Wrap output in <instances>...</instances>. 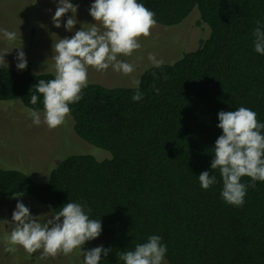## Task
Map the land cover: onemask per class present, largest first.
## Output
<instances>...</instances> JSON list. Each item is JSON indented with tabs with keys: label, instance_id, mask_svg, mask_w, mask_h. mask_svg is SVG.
Masks as SVG:
<instances>
[{
	"label": "trees",
	"instance_id": "trees-1",
	"mask_svg": "<svg viewBox=\"0 0 264 264\" xmlns=\"http://www.w3.org/2000/svg\"><path fill=\"white\" fill-rule=\"evenodd\" d=\"M138 2L163 26L181 23L197 7L209 35L173 62L145 68L141 101L130 86L90 82L70 105L77 134L110 158L69 155L43 181L0 166V196L22 192L52 211L69 201L87 205L90 218L102 222V245L112 249L101 264H123L118 253L150 235L167 245L169 264H264V182L249 186L236 207L222 198V177L211 169L221 110L247 107L264 123V55L254 51L252 35L257 20L264 24V0ZM53 78L29 66L0 67V101L43 110L36 84ZM204 171L218 181L208 190L198 179ZM242 182L252 184L249 177Z\"/></svg>",
	"mask_w": 264,
	"mask_h": 264
},
{
	"label": "clouds",
	"instance_id": "clouds-1",
	"mask_svg": "<svg viewBox=\"0 0 264 264\" xmlns=\"http://www.w3.org/2000/svg\"><path fill=\"white\" fill-rule=\"evenodd\" d=\"M52 2L57 4L52 16L54 26L60 28L62 18L70 12L72 15L63 26L72 32L79 23V5L70 0ZM89 13L95 23H85L89 26L84 27L83 24L73 36L59 38L52 44L54 78L41 79L36 84V92L43 96V113L33 108L26 110L36 126L43 123L51 130L66 123L71 115L70 105L81 101L83 90L91 82L90 68L101 73L111 69L129 77L130 87L135 89L132 99L137 102L143 99L141 80L134 75L137 66L124 58L141 49V37L152 35V29L158 23L156 13L138 0H94ZM252 35L254 51L264 55V24L260 20L256 21ZM18 38L16 32L0 27V39L8 44H13ZM17 48L20 51L15 57L16 68L26 70V53L23 47ZM12 50L0 48V67L9 66L5 56ZM147 58L154 68L165 64L155 53H149ZM155 91L159 93V89ZM38 99V95H31V104L36 105ZM218 119L217 126L223 134L215 142L211 169L220 172L224 201L242 207L248 187H255L257 181L264 182V123H260L257 113L247 107H239L235 111L221 110ZM243 177L251 178L252 184L243 183ZM198 179L204 190L218 183L217 177L209 171L202 172ZM23 195L22 192L13 195L18 202L9 221L10 233L4 238L5 252L15 253L17 246H22L28 254L40 251L42 257L55 258L75 251L83 256V264H101L102 255L107 257L112 251L103 245L83 250L86 242L97 239L103 231L101 220L90 218L91 209L87 205L69 201L58 210L44 214L47 219L41 222L42 215H33L30 208L19 200ZM166 253L167 245L162 243V238L150 235L147 242L136 244L133 250L118 253V259L123 264H165Z\"/></svg>",
	"mask_w": 264,
	"mask_h": 264
},
{
	"label": "rangeland",
	"instance_id": "rangeland-1",
	"mask_svg": "<svg viewBox=\"0 0 264 264\" xmlns=\"http://www.w3.org/2000/svg\"><path fill=\"white\" fill-rule=\"evenodd\" d=\"M70 2L79 5L77 13L79 23L72 32L63 26L72 15L70 12L62 18L60 28L54 26L52 16L55 14L57 4L52 0H0V27L16 32L19 37L13 44L0 39V48H13L12 52L5 56L9 66L17 69L15 57L20 51L17 47H23L29 67L37 72L54 73V61L51 59L54 40L73 36L85 23H95L89 13L94 0ZM87 24L84 27H88ZM208 35L209 28L201 20L199 10L195 7L179 24L163 26L157 23L150 37L140 38L141 49L124 59L137 66L134 75L140 78L142 71L152 66L147 58L149 53H155L157 58H162L165 62H173L184 52L196 49L200 40ZM89 79L108 87L130 86L129 77L117 74L111 69L101 73L90 68ZM27 109L28 107L18 99L0 101V166L19 169L36 181H43L51 170L69 155L88 153L98 160L111 157L109 150L91 144L77 134L71 115L65 124L50 130L43 123L40 126L34 125ZM37 111L43 113V110ZM19 200L30 208L33 215H42L41 222L47 219V215L44 214L52 211L31 196L23 195ZM17 202L18 199L13 196L8 198L0 196V264H83V256L75 251L67 256L59 255L55 258L42 257L40 251L28 254L22 246H17L15 253L5 252L4 238L10 233L9 221ZM101 241L98 237L86 242L83 250L100 246ZM165 264H169L166 258Z\"/></svg>",
	"mask_w": 264,
	"mask_h": 264
}]
</instances>
